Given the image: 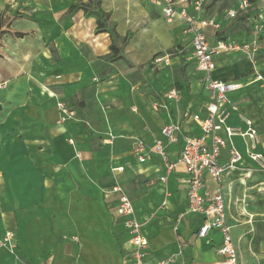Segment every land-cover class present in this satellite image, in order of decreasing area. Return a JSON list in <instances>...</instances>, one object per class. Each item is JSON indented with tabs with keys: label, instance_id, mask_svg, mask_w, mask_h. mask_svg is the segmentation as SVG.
I'll return each instance as SVG.
<instances>
[{
	"label": "crops",
	"instance_id": "crops-1",
	"mask_svg": "<svg viewBox=\"0 0 264 264\" xmlns=\"http://www.w3.org/2000/svg\"><path fill=\"white\" fill-rule=\"evenodd\" d=\"M100 1L102 9L110 13L112 21L116 23L118 34L128 36L132 21L123 16L125 11L118 13L114 9L118 0ZM126 1H123L122 10H126ZM174 1L187 5L182 0ZM146 5L161 16L160 9L151 6L148 0ZM131 6H127V10ZM70 7L68 10H72ZM67 21L70 24L66 27L73 26L71 31L77 32L73 36L79 37L73 43L79 44L80 48L87 46L91 50L90 55L85 50H78L68 58L53 59L48 51L39 50L38 44L32 46L33 50L25 48L22 46L25 44L23 37H19V48H9L13 53L8 57L11 63L2 61L3 66L0 64V83H3L0 88V237L7 231L13 232L16 243L14 252L17 253L14 255V252L0 247V264H130V237L117 219L118 194L112 191L114 186L120 185L116 181L100 183L106 166L105 153L111 152L113 142L125 144L127 148L124 155L115 157L116 165L110 172L116 176L122 175L127 170V164H131L136 176L145 177L149 184L158 186L152 189L156 190L152 192L153 195H163L164 190L171 198L163 205L165 211L162 212L173 213L170 220L172 228L167 231L171 235L154 239L152 233L156 231V227L143 229L138 215L142 209L128 197L141 224V234L147 240L145 264H159L170 257H174L171 264H230L226 257L218 254L221 245V235L218 232L211 230L202 239L195 236L204 218L186 213L185 167L178 164L163 185L158 182L161 174L160 163L154 157L147 158L145 163H139L132 152L136 140L150 146L160 137V129L175 120L180 121L188 135L198 134L191 120L181 116L186 111L200 112L208 101L199 82L202 74L197 71L191 59V39L185 33L184 23L180 20L167 23L179 27L176 34H180V39L185 43L178 44L170 52L172 58L169 66L154 68L159 71L171 70L174 63H181L186 79H190L191 87H199L200 95H194L191 98H196L195 100L185 102L180 93L179 104L165 102V94L174 88V82L167 76L164 78L159 75V80L163 79L162 83H158V91L164 89L165 93L160 92L158 97L153 98L149 108L148 102L140 98L137 100L142 110H147V129L136 132L132 127H126V118L117 109L103 111L101 114L104 115V123H99V126H102L105 137L100 140V149L95 150L93 137L89 134L82 135L79 128L71 124L83 119L84 108L76 109L69 103L79 92L85 95V87L89 86L90 91V81L86 80L89 78L84 74L87 69L133 63L125 55V49H120L125 61L112 62L107 59L110 50L104 49H109L111 43H106L104 35L96 34L92 20L75 14ZM218 22L222 24L221 21ZM228 22L229 27L225 29L224 26L218 31L205 29V35L210 30L214 32L211 39L206 35L210 44L215 45L217 41L226 38L240 46L251 42L249 25L245 24L244 29L235 31L231 22ZM128 42L129 36L122 45H127ZM260 46L262 45L259 43V49ZM94 48L102 54H96ZM29 52L30 55L35 52L36 57L38 56L35 62L29 57ZM229 54L245 55L242 52H230L216 61L214 78L239 85L238 90L228 94L237 110L230 111L226 125L245 132L247 127L243 119L251 121L259 141L255 152L264 157V139L255 124L260 119L254 116L255 104L241 107L239 103L244 84L240 82L242 79L238 80L236 77L242 74V68L249 69L250 64H227L223 59ZM15 56L23 61L12 62ZM101 56L106 58L97 60ZM244 79L249 80L250 77ZM94 88L97 96L107 91L108 99L113 100L116 97L113 88ZM100 99H103L102 96ZM100 99L97 100L101 101ZM57 103L66 104L68 109L74 111L77 119L73 120L74 115L73 121L60 122L61 114ZM153 103L166 104L169 110L154 112L151 109ZM132 111L136 112L134 108ZM109 125L118 131L112 132ZM220 134L226 142L221 164H227L230 149L241 155V160L236 164L237 169L224 173L219 184L222 188L227 223L237 252L236 264H264V170L257 168L249 160V140L246 137L235 135L228 138L224 132ZM179 150V144H171L166 148L172 160L177 158ZM134 166L141 169L136 171ZM254 189H258L257 196L250 194ZM217 190V183L204 175L202 193L213 195ZM123 192L125 193L124 190ZM256 197L259 202L250 204ZM149 203L151 202H146L145 206Z\"/></svg>",
	"mask_w": 264,
	"mask_h": 264
},
{
	"label": "rangeland",
	"instance_id": "rangeland-1",
	"mask_svg": "<svg viewBox=\"0 0 264 264\" xmlns=\"http://www.w3.org/2000/svg\"><path fill=\"white\" fill-rule=\"evenodd\" d=\"M123 1L118 0V7L115 4L114 9H117L118 13L125 11L126 13H122L123 16L132 21L131 30L128 31L129 42L127 45H122L123 35L118 34L116 23L112 21L111 14L102 9L100 0H0L1 66H3L2 61L11 63L8 57L9 54H13L11 51L13 48H19V37H23L22 40L25 44L22 46H25V48L30 49L38 44L39 50L48 51L53 59L68 58L76 54L78 50H85L90 55L91 50L87 46L80 48L79 44L73 43L79 40L78 36H73V34L77 35L75 30L71 31L73 26L66 27L70 24L67 20L71 19L75 14H81L83 18L92 20L96 34L104 35L106 43L115 44L120 47L121 51H124L123 49L127 50L125 55L129 59L131 58L132 65H129V63H117L112 65V67L104 65L101 68L87 69L84 74L89 78L86 80L90 81V91L88 89L89 86L85 87V95L79 92L69 103L70 106L76 109L84 108L83 119L78 122H71V124L79 128V132L82 135L87 136L89 134L90 137H93L92 142L95 150L100 149V140L105 137L102 126H99V123L102 125L104 123V115L101 114L103 111L107 112L117 109L125 116L126 127L129 128L130 126L136 132L147 129V110H142L137 100L140 98L146 103L148 102L147 108H149L153 98L158 97L160 92L165 93L164 89L158 91L160 86L158 83H162L163 79L159 80V75L164 78L167 76L169 80L179 83L181 87L179 92L185 102L195 100L196 98H191L194 95H200L199 87H191L190 79L187 80L185 73H181L180 70L183 66L181 63L179 65L174 63L171 70L164 69L160 71L156 70L154 68L156 66L153 65L155 57L170 53L178 44L185 43L180 39L181 35L176 34V32H179V27L168 25L159 14L146 5L147 0H139V2L138 0H127L124 8L127 10V6H133L129 7L127 11L122 10ZM238 1L185 0V3L191 10L196 7V3H199L197 14L199 18H214L217 22H223L220 27L224 26L225 29L229 27L227 25L229 22L225 20V12L235 7ZM259 5L260 7L263 6L264 0ZM70 6H75V9L68 10ZM237 23L233 30L244 29L245 24L242 20ZM206 35L211 39L214 32L210 30ZM17 43L18 45H16ZM257 43L262 46L253 56L229 54L223 60L233 66L250 64L249 69H246V67L245 69L242 68L240 72L242 74L236 77L238 80L242 79L240 82L244 84L239 103L241 107L255 104L254 116L260 118L255 124L264 139V38H259ZM101 48L103 47L101 46ZM35 49L37 50V47ZM104 51H109L108 47ZM94 52L102 54L97 48H94ZM28 55L32 57V62H35L38 57H36L35 52L33 55H30L29 52ZM105 58L106 56H101L97 60H104ZM15 61L21 63L23 59L15 56L12 62L16 63ZM247 77H250V79L245 80L244 78ZM257 79L260 81H257ZM2 85L3 83H0V88ZM164 86H166V83ZM94 87L113 88V93H115L116 97L112 98L113 100L108 99L107 91L101 92L97 96ZM101 96L102 100L100 99ZM61 104L63 108H68L66 104ZM133 108L136 110L135 113L132 111ZM76 119L77 116L75 115L73 120ZM109 127L114 133L118 131L111 125ZM126 148L127 145L125 144L113 142L111 152L106 151V166L104 173L101 175L100 183L107 184L109 181H116L120 185L127 196L135 201L136 206L142 209L138 215L143 229L156 227V231L152 233L154 239H160L166 234L171 235L167 231L172 228L170 220L173 217V213L169 211L168 213H162L165 211L163 205L171 198L164 193V190L163 195H158L157 193L153 195L156 190L152 189L158 186L149 184L145 177L136 176L131 164H127V170L122 175L116 176L113 172H110L111 168L116 165L115 157L124 155ZM134 169L139 171L141 168L134 166ZM257 191L258 189H254L250 194L257 196ZM146 202L151 203L145 206ZM251 202L250 204H257L259 200L256 197L255 201ZM152 249H154V245ZM16 254L14 252V255Z\"/></svg>",
	"mask_w": 264,
	"mask_h": 264
},
{
	"label": "built area",
	"instance_id": "built-area-1",
	"mask_svg": "<svg viewBox=\"0 0 264 264\" xmlns=\"http://www.w3.org/2000/svg\"><path fill=\"white\" fill-rule=\"evenodd\" d=\"M262 2L263 0L253 6L247 0H239L235 7L225 12V20L232 22L238 17L254 11L252 17L247 19L252 40L249 44L240 46L228 38L217 41L215 45L209 43L204 32L205 29L212 28L218 31L220 23L214 18L200 19L197 15L199 3H196L195 8L189 10L187 5H180L174 0H148L151 6L160 9L165 22L171 23L180 20L184 23L185 33L191 39V59L197 71L202 74L199 82L202 90L207 94L208 101L198 113L186 111L181 114L183 118L191 120L198 134L188 135L183 130L180 121L175 120L160 129V137L156 138L150 146H146L141 140H136L132 152L139 163H145L147 158L151 157L160 163L161 174L158 177V182L163 185L167 183L168 176L178 164L185 167L187 174L185 181L186 213L204 218L195 236L197 239H202L211 230L218 232L221 235L218 254L226 257L230 264H236L237 252L232 241L230 226L227 223L222 188L219 184L224 173L237 169L236 164L241 160V155L230 149L227 164H221V155L226 150V142L220 133L224 132L228 138L235 135L246 137L249 140L248 158L261 170H264V157L255 152L259 141L251 121L243 119L247 127L245 132L226 125L230 111L237 110L236 106L231 103L228 94L238 90L239 85L216 79L213 74L217 58L230 52H242L247 56H253L259 50L257 40L261 36L264 38V5L261 7L259 5ZM171 58V53L155 57L153 65L167 67L170 65ZM164 101L179 104L181 101L180 92L174 88L170 89L165 94ZM57 107L61 114L60 122L71 120L74 117V111L63 108L62 104H58ZM151 109L154 112L169 110L166 104L158 103H153ZM171 144L180 146L179 154L175 160L170 159L166 151L167 146ZM204 175L209 176L217 183L218 190L215 194L202 193ZM112 191L118 194L117 219L121 221L124 230L130 237L129 242L132 250L129 254V262L130 264H145L147 240L141 234V224L135 216L132 202L120 187L114 186ZM0 247L14 252L16 243L13 232L7 231L0 237ZM173 262L174 257H170L159 264Z\"/></svg>",
	"mask_w": 264,
	"mask_h": 264
},
{
	"label": "trees",
	"instance_id": "trees-1",
	"mask_svg": "<svg viewBox=\"0 0 264 264\" xmlns=\"http://www.w3.org/2000/svg\"><path fill=\"white\" fill-rule=\"evenodd\" d=\"M250 4H252L253 6H256V4L262 0H247ZM75 6H72L70 7V9H74ZM254 11H252L250 14H247L245 16H241V17H238L236 20L232 21L231 24L232 26H236V24H238L237 22L242 20L244 24H247V19L251 18L252 17V13ZM223 24V22H222ZM101 25V24H100ZM102 27V26H101ZM100 27V28H101ZM260 38H263V36H261ZM128 40V36L126 35L125 37H123L122 39V43L125 44ZM109 50H110V55L108 56V60L109 61H125V58L121 55V52H120V48L118 46H116L115 44L111 43L110 46H109ZM181 73L184 74V69L181 70ZM174 88L177 90V91H180L181 87L179 85V83L177 81H174Z\"/></svg>",
	"mask_w": 264,
	"mask_h": 264
}]
</instances>
